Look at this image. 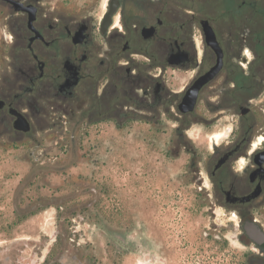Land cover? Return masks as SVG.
Wrapping results in <instances>:
<instances>
[{"label": "flooded vegetation", "instance_id": "obj_1", "mask_svg": "<svg viewBox=\"0 0 264 264\" xmlns=\"http://www.w3.org/2000/svg\"><path fill=\"white\" fill-rule=\"evenodd\" d=\"M14 1L26 10L16 12L13 5L0 0L7 11L15 52L9 80L0 82L1 137L30 133L40 115L41 102L55 109L61 122L70 111L87 119V124H123L137 115L154 124L162 122V116L173 118L174 107L178 111L186 91L216 62L200 27L201 21H208L221 50L222 65L200 88L196 99V106L205 103L214 107L218 133L214 163L206 173L212 195L196 197L197 205L191 206L192 212L205 219L202 242L198 241L196 249L206 242L216 249L218 244L228 245L223 229L229 226L237 233L238 242L250 246L236 263L264 264V247L250 240L243 230L245 221H252L264 232L253 211L256 204H264V3ZM217 26L218 33L214 29ZM143 28H152V36L145 38ZM142 65L152 71L142 70ZM175 69L191 72L180 91L168 84V71ZM31 102L39 109L33 111ZM11 109L29 121V132L14 129ZM180 115L186 118L194 112ZM194 120L206 122L200 117ZM177 130L183 136L184 131ZM218 207L234 217L227 226L218 223ZM204 208L208 211L201 212ZM119 241L128 249L137 246L125 235ZM73 260L77 261L76 256ZM16 263L13 251L5 260L0 259V264Z\"/></svg>", "mask_w": 264, "mask_h": 264}, {"label": "rangeland", "instance_id": "obj_2", "mask_svg": "<svg viewBox=\"0 0 264 264\" xmlns=\"http://www.w3.org/2000/svg\"><path fill=\"white\" fill-rule=\"evenodd\" d=\"M6 14L0 6L4 83L15 53ZM197 46L201 51L199 37ZM190 75L169 70L168 84L180 91ZM40 104L30 133L0 136V259L13 251L16 264H237L248 253L250 246L227 226L234 217L223 207L216 214L227 226L228 245L216 249L206 242L196 249L205 219L191 206L196 197L212 195L206 173L218 141L213 106L199 103L186 118L175 106L173 118L162 116L159 124L140 115L123 124H87L71 111L61 122L55 109ZM33 105V111L39 109ZM253 211L264 229V204ZM121 235L136 248L123 247Z\"/></svg>", "mask_w": 264, "mask_h": 264}, {"label": "water", "instance_id": "obj_3", "mask_svg": "<svg viewBox=\"0 0 264 264\" xmlns=\"http://www.w3.org/2000/svg\"><path fill=\"white\" fill-rule=\"evenodd\" d=\"M7 3L13 5L14 11L20 12L26 9L22 4L15 2L14 0H4ZM201 32L204 38L205 44L214 52L216 56L215 64L202 76H200L193 85L186 91V94L182 98L181 102L178 104V111L180 114L191 113L194 111L196 106V99L198 92L202 86L211 81L222 65L221 50L218 46V41L213 28L209 25L208 21L204 20L200 22ZM142 35L147 38L152 36V28H143ZM173 64V63H171ZM10 112L15 116L13 123L14 129L27 133L30 131L29 121L19 112L15 110H10ZM243 230L245 235L252 240L257 245L264 247V232L258 226L257 223L252 221H245Z\"/></svg>", "mask_w": 264, "mask_h": 264}, {"label": "snow or ice", "instance_id": "obj_4", "mask_svg": "<svg viewBox=\"0 0 264 264\" xmlns=\"http://www.w3.org/2000/svg\"><path fill=\"white\" fill-rule=\"evenodd\" d=\"M9 39H11V37H9Z\"/></svg>", "mask_w": 264, "mask_h": 264}, {"label": "bare ground", "instance_id": "obj_5", "mask_svg": "<svg viewBox=\"0 0 264 264\" xmlns=\"http://www.w3.org/2000/svg\"><path fill=\"white\" fill-rule=\"evenodd\" d=\"M214 145V144H213Z\"/></svg>", "mask_w": 264, "mask_h": 264}]
</instances>
